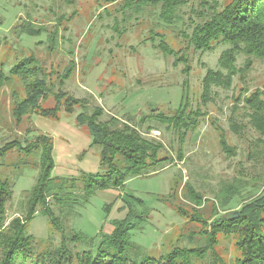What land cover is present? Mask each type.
Returning <instances> with one entry per match:
<instances>
[{"label": "rangeland", "instance_id": "1", "mask_svg": "<svg viewBox=\"0 0 264 264\" xmlns=\"http://www.w3.org/2000/svg\"><path fill=\"white\" fill-rule=\"evenodd\" d=\"M204 1L211 0H191L183 8V21L175 26H167L159 18V8H147L144 14L123 21V15L118 12L119 5L107 4L105 0H0V67L4 65L6 75H9L15 64L31 53L36 54L48 69H64L71 59L66 51L72 46L77 68L63 89L76 98L88 99L90 111L95 106H101L105 111L103 120L112 116L121 120L128 115L133 116L134 124L142 135L162 143V154L175 159L174 163L160 173L132 178L127 181L123 190L100 191L85 206L74 208L75 212L72 214L62 215L67 232L76 231L93 238L92 245H79L77 249H90L95 253L102 236L114 230L113 221L122 217V211H127L124 209L126 203L140 209L142 206L136 201L139 200L145 208L151 210V218L142 229L132 232V241L152 256H162L169 252L176 244L179 234L188 231L187 221L176 212V207L161 200L170 193L177 178L179 187L175 203L181 204L188 211H192V207L182 197L184 185L188 182L205 200H212L224 184L237 178L246 180L248 185L241 195L232 200L225 212L220 209V214L237 212L246 202L264 195V141L251 126L248 113L243 108L234 116L243 127L242 130L235 133L230 126L234 98L240 92L244 93L242 89L248 91L247 95L256 89L264 90V60L255 61L245 80L241 81L236 77L231 89L214 88V101L203 108L208 116L195 132L189 133L182 146L184 158L181 161L176 159V152L181 144L173 131L153 120H148L141 127L138 125L145 116L159 112L167 115L174 113L183 101L185 81L191 107L195 109L200 103L202 79L208 69L218 68V59L227 46H218L205 54L187 51L191 65V72L187 75L183 72L184 64L174 65V56L164 55L153 47L150 37L156 36L154 34L163 35L175 50L185 48L187 42L182 34H191V8L194 6L200 9V4ZM72 14L73 19L64 23V27L69 29L65 35L72 39V45L63 43L56 54H47L44 44L46 34H23L21 37L14 35L17 23L28 20L30 15L38 25L52 29L57 17L69 18ZM115 18L119 20V30L115 27ZM155 38V43L158 44L161 37ZM244 60L245 56L240 55L237 65L242 67ZM14 93H17L18 98L25 97L22 82L18 79H12L0 93V146L14 138L26 146L39 134L48 135L47 131L51 132L49 125L61 123L65 125L61 126L59 132L70 139L68 146L71 153H80L85 145L84 137L91 141L87 132L76 126L75 115L62 116V121L55 122L33 114L24 117L23 122L18 125L12 114L16 101ZM52 103L51 99L43 105L49 106ZM81 111L78 107L76 114ZM148 125L155 129L148 132ZM218 128L223 129L233 153H226L221 148ZM55 140L56 150L60 144H66L59 138ZM87 149L91 153L88 158L98 159L96 148ZM19 154L15 150L6 160H0V177L9 178L14 183L13 200L6 211L7 224L12 219L25 215L27 192L34 186L38 176V170L30 168V165L25 169L15 165L20 158ZM28 161L33 164V159ZM83 166L84 161L80 162L73 155L68 166L58 167L61 173L59 176H78L84 170ZM55 171L56 169L54 176L57 175ZM122 203L124 206L118 207ZM108 206H112L109 211ZM52 207L58 215V206L52 203ZM204 212L205 217L209 218L212 214L211 202L207 203ZM29 233L35 237V250L38 254L49 247L60 245L61 233L52 231L48 219L40 214L30 223ZM217 249L228 260L239 254L232 239L221 241ZM1 260L0 248V262ZM32 260L36 259L29 258L25 264H30ZM38 260L41 261L40 258ZM17 264H21V261Z\"/></svg>", "mask_w": 264, "mask_h": 264}, {"label": "trees", "instance_id": "2", "mask_svg": "<svg viewBox=\"0 0 264 264\" xmlns=\"http://www.w3.org/2000/svg\"><path fill=\"white\" fill-rule=\"evenodd\" d=\"M190 1L105 0L107 4L119 5L118 12L123 15V21L144 14L147 8H159V18L167 26H175L183 21V8ZM191 15V34H182L187 42L185 48L175 50L159 34H154L161 37L158 44L155 43L156 36L150 37L153 47L164 55L174 56V65L184 64L183 72L188 75L191 65L187 51L205 54L218 46H227L218 59V68L206 71L197 108L191 107L185 81L184 89L188 92H184L183 101L174 113L167 115L159 112L145 116L138 122L141 127L148 120H153L173 131L181 144L176 152V159L179 161L184 158L182 146L189 133L195 132L208 116L203 108L214 101V88L231 89L236 77L241 81L245 80L255 61L264 60V0L204 1L200 4V9L192 6ZM73 17V14L69 18L57 17L52 29H48L45 25L35 23L30 15L28 20L17 23L14 35L21 37L23 34H46V51L48 55H53L61 50L63 43L72 45V39L65 35L69 29L64 27V23ZM115 27L119 30V20L116 18ZM71 47L66 51L71 59L61 70L53 67L48 69L34 53L15 64L9 75L4 72L2 64L0 93L12 79L22 82L25 97L18 98L17 93H14L16 101L12 110L18 125L23 122L24 117L33 114L56 121L61 120L63 115H75L76 125L91 138L89 148H96L98 151L100 170L96 173L81 171L78 176H54V140L46 134H39L26 146L17 138L1 145L0 160H6L17 150L20 158L15 165L23 169L30 165V168L38 170V176L34 186L27 192L25 215L12 219L8 224L6 211L13 200L14 183L9 178L0 177V264H17L18 261L25 264L32 257L36 260L30 261V264H264V195L246 202L237 212L220 214V209L225 212L232 200L240 196L247 187L248 182L241 178L224 184L212 200H205L190 182L186 183L182 197L192 207V211L175 203L179 187L177 178L170 193L161 200L176 207V212L186 219L188 231L180 232L176 244L162 256H152L132 241V232L142 229L151 218V210L145 208L139 200L136 201L142 206L140 209L126 203L125 217L113 221L114 230L102 236L95 253L90 249H77L79 245H92L93 238L76 231L67 232L62 215L72 214L75 212L74 208L85 206L100 191L123 190L127 181L132 178L160 173L174 163L175 159L162 154V143L142 135L134 124L133 116L128 115L123 120L112 116L103 120L105 111L101 106H95L90 111L88 99L76 98L63 89L77 68L73 59L75 50ZM240 55L245 56L242 67L237 65ZM242 91L244 93L240 92L234 98L230 126L235 133L242 130L243 127L234 116L243 108L248 113L251 126L264 141V90L256 89L249 95L246 89ZM51 99V105H43ZM78 107L82 111L76 114ZM154 129V126H147L148 132ZM218 129L221 148L226 153H233L223 129ZM88 152V149L83 150L79 158L83 159ZM29 159H33V164L29 163ZM207 201L212 203L209 218L205 217L204 212ZM52 203L58 206V215ZM189 206L186 205L188 208ZM109 207L112 206L107 207L108 211ZM39 214L48 219L52 231L61 233V241L58 247H49L38 254L35 250V237L29 233V226ZM225 239L235 241L239 254L233 259L228 260L217 249Z\"/></svg>", "mask_w": 264, "mask_h": 264}, {"label": "crops", "instance_id": "3", "mask_svg": "<svg viewBox=\"0 0 264 264\" xmlns=\"http://www.w3.org/2000/svg\"><path fill=\"white\" fill-rule=\"evenodd\" d=\"M68 82V81H67ZM36 116V115H35ZM38 116V115H37ZM63 116H66V115H63ZM43 118V117H42ZM63 118V117H62ZM47 119V118H46ZM53 121H55V122H60V121H62V120H59V121H56V120H53ZM62 125H65V124H63V123H61V124H57V125H54V126H52V125H49V127H50V130H51V132L50 131H47L48 133V135H49V133H51L52 135H49V136H51L52 138H53V140H54V150H56V140H55V138H59L60 140H63L66 144H60L59 145V149H57L56 150V152L54 153V159H55V169H56V171L55 172H57V175L56 176H59V175H61V173L59 172V166L61 165H64L65 167L66 166H68V163H70L71 162V159H72V156L73 155H76V157H77V159L80 161V162H82V161H84V172H89V173H96V172H99V170H100V158H99V156H98V159L97 158H94V159H90V158H88L89 157V155L91 154V153H89L88 152V154L87 155H85V157L83 158V159H80L79 158V155L81 154V152L83 151V150H85V148L87 149L88 147H89V145H90V143H91V141L89 140V139H86L85 137H84V139H85V145H84V147L82 148V150L80 151V153H71L70 151H69V146H68V144H70V139L67 137V136H65V135H62V133L61 132H59V130L62 128L61 126ZM77 126V125H76ZM78 127V126H77ZM81 138H82V136H81ZM81 141V140H80ZM82 142V141H81ZM72 155V156H71ZM89 159H90V161H89ZM85 164H87V166L88 167H86L85 168ZM99 164V165H98ZM54 169V170H55ZM63 173H65V172H63ZM67 173V172H66ZM65 173V174H66ZM107 191H111V190H107ZM114 191V190H113ZM118 193V192H117ZM124 206V204L122 203V205H119L118 207H120V208H122ZM127 212V211H126ZM126 212H124V211H122V213H123V215H122V217L120 218V219H123L124 217H125V215H126ZM114 220V219H113Z\"/></svg>", "mask_w": 264, "mask_h": 264}]
</instances>
